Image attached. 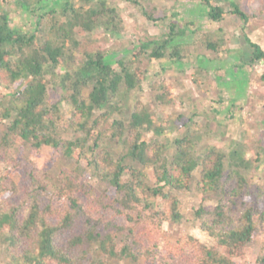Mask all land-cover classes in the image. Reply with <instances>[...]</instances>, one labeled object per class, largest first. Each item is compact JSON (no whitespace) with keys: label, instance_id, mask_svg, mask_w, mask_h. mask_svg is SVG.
I'll return each mask as SVG.
<instances>
[{"label":"trees","instance_id":"16d2710c","mask_svg":"<svg viewBox=\"0 0 264 264\" xmlns=\"http://www.w3.org/2000/svg\"><path fill=\"white\" fill-rule=\"evenodd\" d=\"M47 1L16 0L35 14L30 32L11 24L3 6L9 0H0V121H9L0 162L21 172L18 179L0 173V264H159L158 256L160 264H264V184L247 176L255 160L235 147L200 151L198 128L193 136L188 126L193 118L158 121L139 96L149 76L145 58H187V25L171 22L161 37L133 44L128 53L92 51L81 36L99 27L121 33L118 8L108 0ZM228 1L229 10L204 0L208 19L239 17L249 61L264 62V46L245 29L251 20L264 21V0L251 12ZM199 33L195 43L220 52L224 38ZM148 86L157 102L172 101L167 79ZM182 126L172 139L162 136ZM19 147L51 148L75 165L44 170L23 162ZM194 179L203 199L217 197L212 208L194 209L212 245L163 233L165 222L183 217L178 191Z\"/></svg>","mask_w":264,"mask_h":264},{"label":"rangeland","instance_id":"374dc122","mask_svg":"<svg viewBox=\"0 0 264 264\" xmlns=\"http://www.w3.org/2000/svg\"><path fill=\"white\" fill-rule=\"evenodd\" d=\"M108 1L121 13L122 31L112 33L99 27L86 33L81 38L87 48L92 51L102 49L111 53L118 52V55L124 54L128 53L127 50L133 44L161 37L167 32L171 22L178 24V27L187 25V58L181 62L168 58H145L149 76L139 96L154 109L158 121L164 119L179 123L183 119L193 118L195 124L190 122L188 126L191 127L193 136L198 128L200 151L218 146L229 152L235 147L245 159L253 158L254 166L247 176L253 183L264 184V79L261 78L264 62L249 61V47L244 45L241 39L244 26L242 20L232 14L218 22L209 20L204 0H141L142 6L126 0ZM210 1L225 6L227 10L233 8L228 0ZM234 1L247 12L260 5V0ZM55 2L56 0L47 1L52 5ZM3 6L10 12V22L14 27L30 32L34 30V13L23 9L16 0H9ZM144 10L150 12L157 20L148 19ZM198 29L212 31L214 38H224L219 53L194 42L195 38L200 36ZM245 29L254 40L264 46V21L251 20ZM239 50L241 52H238ZM76 56L80 58L81 53L77 52ZM157 77L165 78L173 84L172 101L167 104L157 102L154 92L148 86V82ZM69 109L67 107V110ZM8 123V120L0 121V137ZM184 130L183 126L168 128L162 136L170 140ZM17 152L23 162L52 172L75 165L73 159H66L51 148L37 151L19 147ZM147 171L150 172V169ZM0 173L18 179L21 172L13 163L0 162ZM91 181L95 183L96 180ZM178 196L183 217L178 222H165L164 236L174 239L189 234L208 245L214 244L213 239L200 228L194 209L200 205L212 208L217 203V197L208 196L203 199L196 188V179L189 189L178 191ZM260 242L261 238H258L252 244L254 254L259 252ZM163 253L164 249H161L159 255ZM157 263L160 264L159 256ZM120 264L133 263L122 261ZM139 264L147 263L143 259Z\"/></svg>","mask_w":264,"mask_h":264}]
</instances>
